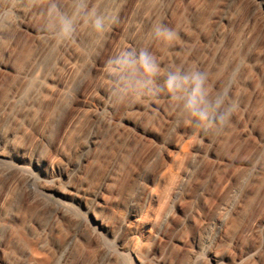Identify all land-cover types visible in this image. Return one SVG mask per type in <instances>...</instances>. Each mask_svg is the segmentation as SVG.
<instances>
[{"label":"rangeland","instance_id":"rangeland-1","mask_svg":"<svg viewBox=\"0 0 264 264\" xmlns=\"http://www.w3.org/2000/svg\"><path fill=\"white\" fill-rule=\"evenodd\" d=\"M36 1L12 0L11 27L0 21V148L45 164L0 167V264H197L202 249L203 264H264V0H88L112 18L108 31L62 43L38 11L29 33L19 28ZM154 22L177 33L166 49L147 39ZM140 47L217 87L236 69L227 125L177 121L164 95L109 108L107 59Z\"/></svg>","mask_w":264,"mask_h":264},{"label":"clouds","instance_id":"clouds-1","mask_svg":"<svg viewBox=\"0 0 264 264\" xmlns=\"http://www.w3.org/2000/svg\"><path fill=\"white\" fill-rule=\"evenodd\" d=\"M39 23L47 40L62 43L73 38L78 30L88 31L99 42L108 31L112 18L88 0H40L36 6ZM12 0L0 4V21L11 27L16 15ZM147 39L166 49L177 39V33L154 22ZM105 102L111 109H126L144 98L164 95L169 110L177 121L194 125L209 133L220 131L232 117L235 104L230 100L236 69L218 74L219 86L213 76L195 64L165 69L147 48H123L109 57L104 66ZM106 113L101 114L104 118ZM249 176L240 179L239 187L247 185ZM203 249L196 253L197 264H203Z\"/></svg>","mask_w":264,"mask_h":264},{"label":"bare ground","instance_id":"bare-ground-1","mask_svg":"<svg viewBox=\"0 0 264 264\" xmlns=\"http://www.w3.org/2000/svg\"><path fill=\"white\" fill-rule=\"evenodd\" d=\"M40 3V0H37L33 7L29 10V12H27V14L24 16V18H22L18 25L19 28L24 32V33H29L31 31V27H32V23L35 20V17L37 15V5ZM11 61H12V57H9V60L7 61V63H5L2 66V69L4 70H9L10 65H11ZM74 67L72 65H70L65 73H63V77L66 76V74H68L69 72L72 71ZM3 141V137L0 136V142ZM18 163V164H17ZM21 164V165H19ZM23 165H25V168H28V170L32 171V170H37L39 172H42L45 170V164L44 162L39 158L38 154H35L33 159L30 160V162H26V159L16 153H8L5 150H2L0 148V167L2 168L3 171V176L9 175L11 174L16 168L19 167H23ZM100 194L97 193L95 195V200L99 199ZM95 206H97L96 202L90 204L87 206V211L95 216V226H98L100 229H105V225L104 223L97 218V216L95 215ZM214 242V241H213ZM75 244V239L71 240L68 245L66 246V248L64 249V253L65 254H69V252L71 251V249L73 248ZM108 258V257H107ZM62 261H59L57 264H61Z\"/></svg>","mask_w":264,"mask_h":264}]
</instances>
